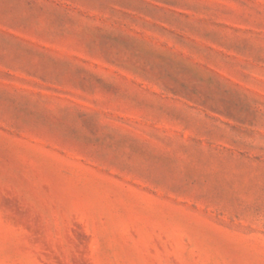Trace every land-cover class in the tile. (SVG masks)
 I'll list each match as a JSON object with an SVG mask.
<instances>
[{
  "label": "rangeland",
  "instance_id": "rangeland-1",
  "mask_svg": "<svg viewBox=\"0 0 264 264\" xmlns=\"http://www.w3.org/2000/svg\"><path fill=\"white\" fill-rule=\"evenodd\" d=\"M0 264H264V0H0Z\"/></svg>",
  "mask_w": 264,
  "mask_h": 264
}]
</instances>
